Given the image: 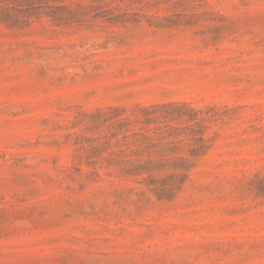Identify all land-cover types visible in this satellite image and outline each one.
<instances>
[{
    "label": "rangeland",
    "instance_id": "obj_1",
    "mask_svg": "<svg viewBox=\"0 0 264 264\" xmlns=\"http://www.w3.org/2000/svg\"><path fill=\"white\" fill-rule=\"evenodd\" d=\"M0 264H264V0H0Z\"/></svg>",
    "mask_w": 264,
    "mask_h": 264
},
{
    "label": "trees",
    "instance_id": "obj_2",
    "mask_svg": "<svg viewBox=\"0 0 264 264\" xmlns=\"http://www.w3.org/2000/svg\"><path fill=\"white\" fill-rule=\"evenodd\" d=\"M11 1L20 2L21 0H11ZM195 139L198 140V141H205L202 137L195 138ZM147 163H148L147 165L140 164V165H137L136 167L132 168L131 171H129V172H131L130 174H134V175H139L140 176V175H142L144 173H151L153 171L158 170L159 167H156L155 165H153L154 161L150 160Z\"/></svg>",
    "mask_w": 264,
    "mask_h": 264
}]
</instances>
